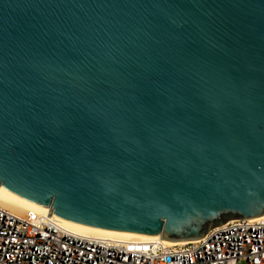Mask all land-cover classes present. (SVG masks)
Here are the masks:
<instances>
[{"label": "water", "instance_id": "1", "mask_svg": "<svg viewBox=\"0 0 264 264\" xmlns=\"http://www.w3.org/2000/svg\"><path fill=\"white\" fill-rule=\"evenodd\" d=\"M0 189L170 242L264 217V0H0Z\"/></svg>", "mask_w": 264, "mask_h": 264}, {"label": "built area", "instance_id": "2", "mask_svg": "<svg viewBox=\"0 0 264 264\" xmlns=\"http://www.w3.org/2000/svg\"><path fill=\"white\" fill-rule=\"evenodd\" d=\"M0 264H264V217L232 219L200 240L166 246L78 236L53 216H20L0 204Z\"/></svg>", "mask_w": 264, "mask_h": 264}, {"label": "bare ground", "instance_id": "3", "mask_svg": "<svg viewBox=\"0 0 264 264\" xmlns=\"http://www.w3.org/2000/svg\"><path fill=\"white\" fill-rule=\"evenodd\" d=\"M0 204L2 207L12 211L13 213L20 215V216H45L49 215L50 208L44 207L30 201H26L22 198H19L7 191L0 189ZM256 218V220L261 219ZM58 223L62 228L66 229L67 231L82 237H99V238H106V239H121V240H136L139 242H146V241H155L159 240L163 242L166 246H173L178 244H184L185 242H170L162 240L160 236H135V235H128L122 233H116L106 230H101L97 228L77 225L75 223L67 222L61 219H57Z\"/></svg>", "mask_w": 264, "mask_h": 264}]
</instances>
